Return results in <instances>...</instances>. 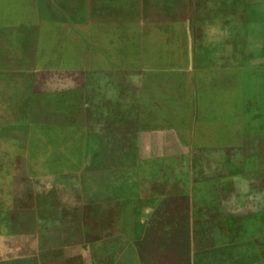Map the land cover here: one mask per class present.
Masks as SVG:
<instances>
[{
  "label": "rangeland",
  "instance_id": "obj_1",
  "mask_svg": "<svg viewBox=\"0 0 264 264\" xmlns=\"http://www.w3.org/2000/svg\"><path fill=\"white\" fill-rule=\"evenodd\" d=\"M99 262L264 264V0H0V264Z\"/></svg>",
  "mask_w": 264,
  "mask_h": 264
},
{
  "label": "crops",
  "instance_id": "obj_2",
  "mask_svg": "<svg viewBox=\"0 0 264 264\" xmlns=\"http://www.w3.org/2000/svg\"><path fill=\"white\" fill-rule=\"evenodd\" d=\"M13 212H16L21 215V213L19 212H27V211H31V210H27V209H12ZM111 215V214H110ZM97 216V222L93 223V224H82L80 225L81 229L80 231L83 233V237H84V243H85V232L88 231L89 233L92 231V235L94 237V243L97 244V246H95V248L97 247V250H99L100 255H101V251H102V242H105L106 244L109 242V248L110 250L112 249V239L109 238L112 236V233H116V230L118 228V226L115 223H112V219H109V222H106V218L103 216H101L100 214H98V211H96L95 213V217ZM102 221H105L104 223H102ZM10 227L12 229H17L19 226L18 225H10ZM54 227V226H53ZM91 230V231H90ZM113 244L114 247H116L117 242L116 240L113 239ZM110 252V251H109ZM109 257H111V255H109ZM99 264H101V262H99Z\"/></svg>",
  "mask_w": 264,
  "mask_h": 264
}]
</instances>
